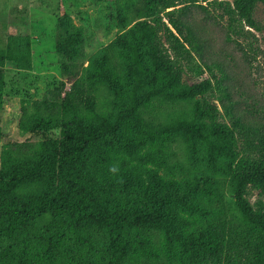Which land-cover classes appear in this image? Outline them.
Returning a JSON list of instances; mask_svg holds the SVG:
<instances>
[{
  "label": "trees",
  "instance_id": "obj_1",
  "mask_svg": "<svg viewBox=\"0 0 264 264\" xmlns=\"http://www.w3.org/2000/svg\"><path fill=\"white\" fill-rule=\"evenodd\" d=\"M128 2L127 13L117 14V36L86 56L68 85L61 80L53 91L51 99L68 117L59 137L47 140L35 158L29 142L14 143V156L1 163L0 264H35L27 248L16 246L21 239L62 254L64 230L74 233L80 250L100 254L97 260L80 259L82 264H152V245L158 246L161 232L179 248L171 258L157 253L158 264H264V201L255 208L247 195L253 187L264 196V131L236 112L224 66L205 59V41L190 17L191 7L205 6L197 0ZM259 3L264 0L215 2L229 31L239 35L260 30L254 17ZM82 41L77 33H66L55 48L66 61H76ZM5 60L29 67L31 46L0 48V63ZM132 73L136 83L121 99L114 84L119 74ZM107 86L109 107L100 114L97 97ZM155 97L190 102L191 117L166 122L147 115L142 107ZM86 112L96 118L77 119ZM129 121L137 128L134 139L123 136ZM33 124L39 129L42 121ZM118 136L131 152L151 139L181 142L188 157L213 175L209 179L219 195L227 185L240 218L223 212L183 233L177 225L184 219L174 208L195 209L191 188L185 185L181 192L171 182L169 191L161 192L155 178L143 195L134 192L124 200V185L106 173L104 145ZM136 251L138 263L130 259Z\"/></svg>",
  "mask_w": 264,
  "mask_h": 264
},
{
  "label": "rangeland",
  "instance_id": "obj_2",
  "mask_svg": "<svg viewBox=\"0 0 264 264\" xmlns=\"http://www.w3.org/2000/svg\"><path fill=\"white\" fill-rule=\"evenodd\" d=\"M214 1L232 0H197L205 9L191 7V20L206 44L205 59L224 66L226 81L236 101V112L264 131V4H257L254 11L260 30L249 28L250 33L239 35L229 31L226 18L221 17V9ZM127 4L128 0H0V48L31 46L29 67L10 60L0 63L3 75L0 83V166L5 157L14 156V143L29 142L33 147L30 156L35 158L45 149L47 140L59 137L68 117L60 112L59 102L51 99L53 91L61 80L68 85L79 74L81 66L86 65L84 58L117 36L120 30L117 14L120 9L127 13ZM66 33H77L83 39L78 45L82 54L76 61H66L56 51V40ZM118 77L114 85L122 99L135 85L136 75L132 73L124 78L119 74ZM163 84L164 80L159 78L156 85ZM109 90V86L103 87L98 93L97 110L100 114L108 110ZM142 108L147 115L166 122L178 116L190 118L192 114L190 102L170 103L160 97L146 101ZM94 118V113L86 112L77 119ZM33 123L40 128L33 129ZM136 132V125L129 121L123 129V136L134 139ZM111 140L113 144L109 141L104 145L108 152L106 173L109 177H117L124 185V200H131L134 192L143 195L155 178L161 192H168L171 182L181 192H184L185 185L191 188L189 200L195 209L174 208L184 219L181 226L177 225L183 233L223 212L235 219L240 218L227 185L220 187L219 195L214 180L209 179L213 175L188 157L181 142L151 139L131 152L123 145L122 137ZM202 152L205 154L206 150ZM247 195L255 208L264 201V196L253 187L248 189ZM63 233L62 254L35 246L27 239H21L16 246L27 248L35 264H82L92 255L94 260L98 259V252L77 247L73 232L64 230ZM152 246L151 255H148L152 264H158L157 253L163 252L171 258L179 248L178 242L164 232L158 237V246ZM130 259L138 263L139 252L136 251Z\"/></svg>",
  "mask_w": 264,
  "mask_h": 264
}]
</instances>
